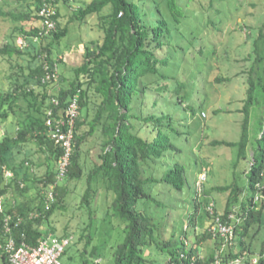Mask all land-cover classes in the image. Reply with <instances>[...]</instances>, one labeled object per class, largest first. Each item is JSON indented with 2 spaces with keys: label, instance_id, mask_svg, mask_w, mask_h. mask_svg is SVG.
I'll use <instances>...</instances> for the list:
<instances>
[{
  "label": "trees",
  "instance_id": "16d2710c",
  "mask_svg": "<svg viewBox=\"0 0 264 264\" xmlns=\"http://www.w3.org/2000/svg\"><path fill=\"white\" fill-rule=\"evenodd\" d=\"M17 1L27 3L29 9L26 12H2L0 9V15L21 24L14 27L15 34L12 33L5 43L0 44V54L7 55L9 60L15 55L25 57L27 63L24 67L20 65V73H16L10 81V88L0 90V116L6 117L9 111H15L18 107L22 112L21 126L15 135L7 134L0 140V170L5 165L14 172V179L5 185L0 174V193H7L4 208L14 219L18 215L25 218L18 226H15L16 220L12 222V236L35 243L42 235L55 233V229L47 225L50 215L66 194L69 181L83 178L85 190L81 196L82 206L92 213L91 200L100 189L104 190L105 196L111 195L110 204L115 216L124 223L125 237L114 251V264H152L144 253L146 247L154 242V224L152 217L146 216L144 201L154 200L152 190L155 182H166L169 190L173 188L179 193L185 184L188 185L186 178L183 180V167L178 160L170 162L162 174L164 151L172 150L174 146L170 136V118L167 132L164 130L166 116L160 108L155 109L158 103L156 98L161 102L165 97L176 95L182 103L180 95L186 86L182 74H171V64L175 62L174 68L178 72L182 69V55H189L192 51L206 53L205 67L208 72L211 65L207 62L215 56L217 44H212L207 34L200 36L204 29L198 26L199 20L205 19L206 26H209L207 32L220 30V24L225 23L228 16L244 4V0L239 5L235 0H208L201 8H191L193 0H90L76 8L72 5L78 0H61L54 3L56 29L41 38L39 43L32 38L38 30V11L43 0ZM62 5L69 8L68 13L73 10L71 19L79 23L97 15V27L102 31V36L84 43L82 62L73 68L74 76L69 84L54 94H48L47 88L54 82L41 84L44 65L48 64L53 69L57 63L53 47L68 31L67 26L61 23V18L65 16L61 13ZM18 36H24L29 46H17ZM247 36L253 37L250 33ZM251 55L254 57L248 70L247 97L241 110L244 114L241 137L236 142L211 141L213 145L237 147L238 158H245L248 146L251 147L253 160L247 171L251 194L246 202L240 197L243 190L236 182L217 186L218 191L229 193L224 209L219 211L214 205V213L210 214L208 207L211 198H207L210 191L203 189V198H198L194 193V211L188 215L186 228L178 236L175 256L170 252L166 264H179L176 256L182 252L181 244L185 239L184 258H179L184 264H214L216 259L226 264L236 257H241L242 264H251L253 257L257 258L255 264H263V259L254 254L245 238L253 225L261 223L264 210V204L253 199L257 193L256 184L264 185V176L261 175L264 170V24L258 28L253 39ZM220 80L216 78V81ZM78 90L80 115L75 125L69 169L62 182L55 187V201L49 210H45L43 202L38 201L37 197L41 186L55 180L59 150L45 134L44 112L49 106L50 97H58L59 108L63 110ZM253 106L261 108L256 121L259 127L256 136L250 129ZM91 108L94 109L92 117L89 116ZM29 142L38 147L35 153L45 155L47 169L42 176L37 173L32 176L28 172L26 163L35 167L33 153L29 154ZM10 152L11 155L22 156L9 164L7 157ZM86 155L92 158L91 167L86 165ZM200 163L205 164L203 160ZM154 165L158 168L157 175L153 172ZM20 181L23 187L18 184ZM31 187L37 190L34 199L12 201L11 193L17 200ZM261 192L264 193V187ZM156 203L160 204L161 201ZM32 211H39L40 216L28 218ZM232 212L242 219L235 223L231 244H225L223 238L210 232L208 227L217 215L228 222ZM3 217L4 214L0 213V229ZM22 234L24 237H21ZM64 235L73 236L69 232ZM82 235L87 236L86 243H89L90 234ZM5 236L2 232L0 242L5 241ZM190 238L194 239L193 243ZM171 242V239L164 241L162 246L169 248ZM200 246L211 248L207 256L200 253ZM95 251L96 248L92 247L90 253ZM0 264H7L3 249H0ZM80 264H86V260Z\"/></svg>",
  "mask_w": 264,
  "mask_h": 264
},
{
  "label": "rangeland",
  "instance_id": "374dc122",
  "mask_svg": "<svg viewBox=\"0 0 264 264\" xmlns=\"http://www.w3.org/2000/svg\"><path fill=\"white\" fill-rule=\"evenodd\" d=\"M78 1L72 5L73 8L90 0ZM241 1L243 0H235L236 5H239ZM207 2L208 0H193L191 8H201V5L204 6ZM254 3L255 5H252ZM0 9L2 12H26L29 7L27 3L17 0H0ZM60 9L61 13L65 15L61 18V23L63 26H67L68 31L58 43H55L53 55H55V62L57 61L58 72L61 76L72 78L74 76L73 67L69 66L65 59L58 61L57 52L77 47L79 43H85L88 39H99L102 36V31L97 27V15H92L86 22L79 23L71 19L72 9L69 13L67 6L62 5ZM204 20L200 19L198 23V26L204 29V33H200V36L207 34L212 39L211 43L217 44L215 56L207 62L210 63L211 68L207 72L206 53L192 51L189 55H182L180 71H175V62L171 64V74H182L186 86L180 95L182 103L178 101L176 95L165 97L161 102L159 98L155 99L158 102L155 109L160 108L166 116L164 130L167 132L168 118H170L172 128L170 136L174 146L172 150L164 151L162 174L170 162L178 160L183 167V180L186 178L188 185L185 184L179 193L173 188L169 190L166 182H155L152 190L154 200L144 201L146 216H151L154 224V242L146 247L144 253V256L152 261V264H166L171 255L170 252L175 256L178 236L186 228L188 215L194 211V193L198 195V198H203L202 190L210 191L207 198H211L210 203L213 201L219 211L224 209L229 192L218 191L215 187L236 182L243 190L240 195L242 199L247 202L251 194L247 183V171L253 160L251 147L248 146L245 158H238L237 147L213 145L211 141L236 142L241 137V124L244 118L241 110L247 97L248 70L254 57L251 55L253 39L258 33V28L264 24V0H244V4L236 12L231 13L225 23L220 24V30L207 32L209 26H206ZM16 25L20 26L21 24L0 15V44L5 43L6 38L12 36V33L15 34L13 30ZM192 26L195 27V23ZM247 33L253 37L247 36ZM75 52L77 51L74 50ZM78 57L77 61L79 62V54ZM9 59L7 55L0 54V90L2 91H7L10 88V81L13 80L16 73H20V65L24 67L27 64L25 57L19 58L15 55L11 60ZM216 78L222 80L216 81ZM68 83L69 79H65L62 85L67 86ZM186 91L187 99L184 98ZM186 104H188L187 107ZM26 109L27 107H25ZM260 109L257 106L251 108L250 129L254 136L259 132L256 121L261 112ZM19 110L18 107L13 111L16 116L12 113L8 118L0 116V140L6 131L15 130L16 122L21 124V111ZM93 113L94 109L91 108L89 116L92 117ZM29 144V148H36L33 142H29ZM21 156L22 154L20 156L11 155L10 152L7 161L9 164H13ZM40 158V161H34V163L38 166L37 174L42 176L47 169V162H45L44 154H41ZM202 160L205 164L200 163ZM52 165L53 162L50 163V166ZM86 165L88 167L93 165L92 158L88 155H86ZM205 169L206 179L199 183L198 176ZM157 170L158 168L154 165L155 175L158 173ZM67 186L66 194L50 215L47 224L55 229V233L50 232L55 236L68 232L73 234V240L63 255V263L80 264L86 260V264H114V251L117 245L123 241L125 230L124 223L113 212L110 204L111 195L105 196L104 190L100 189L98 195L91 200V213L81 204L85 180L83 178L73 179ZM158 201L161 203L157 204ZM262 211L261 223L250 228L245 240L254 254L263 259L264 264V210ZM86 228H88L87 232H85ZM82 233L90 234L89 243H86L87 236ZM169 239L172 241L171 246L169 248L162 246L163 242ZM190 241L193 243L194 239L190 238ZM186 242V239L184 243L182 240V252H184ZM92 247L96 248L94 253H90ZM198 249L201 254H206V256L211 251L209 246L208 248L200 246ZM176 258L179 264H184L179 256Z\"/></svg>",
  "mask_w": 264,
  "mask_h": 264
},
{
  "label": "built area",
  "instance_id": "2783aa9c",
  "mask_svg": "<svg viewBox=\"0 0 264 264\" xmlns=\"http://www.w3.org/2000/svg\"><path fill=\"white\" fill-rule=\"evenodd\" d=\"M57 1L61 0H43L38 11V16L40 17L38 30L32 38L35 43H39L41 38L56 29V22L53 17L56 13L54 3ZM17 38L16 43L21 48L29 46V42L24 36H18ZM58 79L59 73L57 63L53 65V69H50V66L45 64L44 74L41 77V84L44 85L49 82H55ZM33 87L34 86H31L30 88ZM79 92L78 90L77 93L70 97L63 110L59 108L60 102L58 97H50L49 106L44 112L45 124L47 126L45 134L59 150V156L55 162V180L41 186L40 194L37 199L43 202L45 210H49L55 201V187L58 183L62 182L69 169L75 125L80 115ZM26 165L28 166V172L34 174V167L29 163H26ZM0 171L3 185L10 183L14 179V172L5 165L1 166ZM261 175L264 176V170L261 172ZM205 179L206 170H203L198 176V181L202 183ZM18 184L20 187H23V182L20 181ZM256 187L257 193L253 199L259 204H264V193L261 192L264 185L258 182ZM6 196L7 193H0V213L4 214L0 235L2 232L6 234L5 241L0 242V249H3L7 256V264H64L62 258L73 240V236H55L49 232L46 235H42L35 243H30L23 239L18 240L12 236V222L16 220L15 226H18L21 222H24L25 218L22 215H18V217L14 219L12 214L6 213L4 208V199ZM213 206L214 203L211 202L208 207L210 214L214 213ZM38 216H40L39 211H32L28 218H36ZM241 219L242 218L237 216L234 212L229 214L228 222L222 221L217 215L213 218V223L208 227V230L213 234H219V236L223 238L225 244H231V241L234 239L235 223L240 222ZM21 237H24V235L22 234ZM179 258H184V252L179 254ZM220 261L221 260L216 259L214 264H221ZM251 262L255 263L256 259H252ZM226 264H242V259L241 257H236L229 260Z\"/></svg>",
  "mask_w": 264,
  "mask_h": 264
},
{
  "label": "crops",
  "instance_id": "0c3cea01",
  "mask_svg": "<svg viewBox=\"0 0 264 264\" xmlns=\"http://www.w3.org/2000/svg\"><path fill=\"white\" fill-rule=\"evenodd\" d=\"M64 15V14H63ZM87 41H89V39L87 40ZM74 50H76L77 52H75L74 53ZM83 51H84V42H81V43H79V45L77 46V47H71V49H68V50H64L63 52H57V54H56V56H59V60L58 61H63L64 59H65V61H66V63L69 65V66H72L73 68L75 67V66H77V65H79V64H81V62H82V55H83ZM75 54H77V56H74ZM78 54L80 55V61L78 62L77 60H78ZM63 55V56H62ZM54 57H55V55H54ZM71 67V68H72ZM73 68H72V70H73ZM59 73V72H58ZM71 75V74H70ZM65 79H69V82H70V80L72 79V78H68V77H62L61 76V74L59 73V79H58V81L56 82H54L53 84H51V85H49L48 86V88H47V93L49 94H54V92L55 91H57V90H59L61 87H66V86H63L62 85V82H63V80H65ZM69 84V83H68ZM14 114L15 116H16V114H15V112H13V111H11V112H9V114L6 116L7 118L10 116V114ZM17 120V119H16ZM16 128H15V130L14 131H12V132H9V131H6V133H5V135H9V136H13V134L15 135V132H16V130L19 128V126H21V124H17V122H16ZM4 135V136H5ZM3 136V137H4ZM38 147H36V148H29V154L30 153H33V161H37L38 162V160L40 161V156L37 154V153H35V152H33V151H35L36 149H37ZM48 153H46V155H47ZM31 156V157H32ZM40 158V159H39ZM34 174L35 173H38V166L35 164V167H34ZM29 171V170H28ZM46 172V171H45ZM30 174V173H29ZM34 174H31L32 176L34 175ZM36 193H37V190H36V187H31L30 188V190L27 192V193H25L22 197H16L17 198V200H15L14 198L15 197H13L14 196V194H12L11 193V198L13 199L12 201L13 202H15V201H18V200H21V199H30V198H32V199H34L35 198V195H36ZM37 199H38V197H37Z\"/></svg>",
  "mask_w": 264,
  "mask_h": 264
},
{
  "label": "clouds",
  "instance_id": "9594fccd",
  "mask_svg": "<svg viewBox=\"0 0 264 264\" xmlns=\"http://www.w3.org/2000/svg\"><path fill=\"white\" fill-rule=\"evenodd\" d=\"M253 258L256 259V261H257V258H256V257H253ZM253 258H251V260H252ZM255 263H256V262H255ZM255 263H252V262H251V264H255Z\"/></svg>",
  "mask_w": 264,
  "mask_h": 264
}]
</instances>
